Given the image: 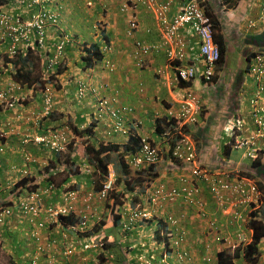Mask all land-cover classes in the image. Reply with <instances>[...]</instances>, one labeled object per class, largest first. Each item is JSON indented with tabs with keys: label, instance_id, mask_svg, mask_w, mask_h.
Listing matches in <instances>:
<instances>
[{
	"label": "crops",
	"instance_id": "0c3cea01",
	"mask_svg": "<svg viewBox=\"0 0 264 264\" xmlns=\"http://www.w3.org/2000/svg\"><path fill=\"white\" fill-rule=\"evenodd\" d=\"M83 1L86 2L87 6ZM262 0H237L235 6L225 11L221 20V33L226 45L234 47L239 52H243L242 36L232 38L231 30H236L245 26L246 19H257L259 4ZM90 3V4H88ZM87 6V7H86ZM119 0H64V7L61 18V28H69L65 21L75 27L76 24L92 20L93 42L99 45H112L113 49L109 53L116 63L114 72H107L101 65H94L92 68L82 69L79 64L72 63L70 68L59 75L61 87L55 93V106L61 114L59 120L51 123L65 122L71 120L77 124H84L93 112L92 96L84 97L82 101H75L74 90L76 80L84 77L86 81L107 82L109 89L104 93H109L112 89L119 90V99L134 108V116L142 121L140 134L146 133L152 138L162 140L160 135L154 132V125L157 119H161L165 114V105L177 100L182 90L171 82V74L165 76V79L157 77L153 68L165 63L164 54L153 52L147 57L146 66L142 69L134 65V59L131 55L132 40L125 37L126 18L125 13L119 9ZM140 29L135 33V37L144 39L149 42L158 40V31L150 30L144 32L143 28L153 24L152 15L146 10L141 9L139 12ZM150 21V23H148ZM99 25L103 30L99 28ZM74 31L73 29H70ZM252 36V43L256 48L264 50V25L253 28L249 31ZM81 38L77 36V41ZM56 40L55 33L50 32L48 44ZM189 43H196V38L191 36ZM251 42V41H250ZM78 45L75 43L68 45L66 51L72 53L73 58L79 54ZM196 45V44H195ZM68 58V56H66ZM70 59V58H69ZM219 79H222L216 86V89L205 88L199 81L194 80L190 85L201 95L203 110L200 121L196 125H186L185 132L194 141L197 156L202 167L212 172H223L225 169L230 175L240 174L253 178L264 188V143L259 142L255 152V157L245 154L242 149H233L231 143L235 137L227 128V122L231 116L237 115L244 120L243 134L248 135L254 131V122L251 117L250 99L255 91V83L251 75L245 71V65L241 62L237 67L229 71L225 64L222 68ZM199 86V89L196 88ZM24 96L27 100L24 103L0 107V126L8 129V140L12 141L15 147L8 150L11 156H4L0 159V178H1V195L10 198L8 193V183H13L15 177H20V172L27 169L34 173L37 168L45 162L48 153L34 143H23L22 138L25 135H35L46 128V124L39 126L36 118L40 112L42 104L41 95L32 89H25ZM184 91V90H183ZM41 109V108H40ZM264 113V112H263ZM83 123H78L80 119ZM35 123V124H33ZM41 127V128H40ZM47 127H49L47 125ZM226 128V130H225ZM99 130V129H98ZM100 138L107 139L102 129ZM96 138V136H95ZM109 140V139H108ZM115 142L122 141L118 138H112ZM104 141V140H103ZM110 141V140H109ZM112 142V141H110ZM112 142V143H115ZM12 144V145H13ZM21 144H25L22 145ZM18 146V149H17ZM21 148L20 152L18 151ZM25 152V153H24ZM224 154L230 161V165H221L216 162V154ZM221 155V154H220ZM10 157V158H9ZM257 160V165L253 166L252 162ZM10 165V167H6ZM17 165L19 168H12ZM5 169V170H4ZM183 166L162 160L153 169L154 184L162 183L166 186H172L184 172ZM13 178V179H12ZM72 180L78 182L75 176ZM86 182H81L84 188H87ZM49 197V196H47ZM202 198L206 217H200L193 206L176 201L173 204L161 206L155 210V216L165 223L168 214L179 217L181 224L187 229L188 234L183 242V247L193 254V260L186 264H207L203 258L207 254L212 258V263H216L215 253L220 250L219 245L214 238L213 230L209 226V221H216L218 226L225 233H233L238 219L234 217L233 212L228 209L218 207L215 201L210 197L208 191L203 186ZM61 195L56 192L50 196L48 203L60 202ZM126 208V206L124 207ZM255 210L259 211L264 221V199L257 205ZM100 224L101 233L107 238V250L109 256L100 257L104 264H139V258L144 256L146 259L151 257L154 264H185L176 262L175 259L168 255L165 261L161 258V242L152 234L161 224L153 220L137 222L127 231L120 228L119 220L114 222L110 211L101 206ZM250 208L242 209V213L248 214ZM123 219L127 210L123 209ZM34 226L28 224L25 220H18L12 217L1 230V247H0V264H91L95 261V254L86 251L82 247H77L74 254L69 257L63 255V250L70 241H79L83 235H74L68 229L47 225L41 230V239L36 242L31 236ZM154 239H152V238ZM47 241H53L50 246L46 245ZM40 244L42 249H37ZM209 247L206 250V247ZM264 246V238H263ZM264 255V254H263ZM108 258V259H107ZM264 263V260H262ZM245 264L238 260L235 264Z\"/></svg>",
	"mask_w": 264,
	"mask_h": 264
},
{
	"label": "built area",
	"instance_id": "2783aa9c",
	"mask_svg": "<svg viewBox=\"0 0 264 264\" xmlns=\"http://www.w3.org/2000/svg\"><path fill=\"white\" fill-rule=\"evenodd\" d=\"M12 3L23 5L26 8L35 6L34 12L23 16L20 13L10 11L7 9H0V50L4 55L11 58L26 50L29 46L41 47L44 45L47 30L51 25L57 22L58 14L55 10L49 7L50 3L58 5V0H8ZM198 0H188L182 2L181 0H122V9L134 12L137 7L144 6L152 11L155 16L156 23L162 32L165 50L170 64L175 69L177 75L189 80L195 77L197 68L194 64H183L187 60V53L185 51V41L181 35V29L188 24L198 37L200 43L199 54L195 58H200L206 67L203 70V75L210 78L213 74L212 65L219 58V46L212 40L213 22L210 15L206 14L204 10L198 5ZM207 1V0H206ZM212 4H218L219 0H208ZM175 15H170L174 7L177 8ZM259 21L264 23V0L260 4ZM256 23L249 20L248 26H254ZM136 27L135 17L130 15L128 34ZM63 42L56 46V49L49 55L46 62V70H50L55 66L61 56ZM137 43L140 50L137 54H145L155 46ZM194 59V60H195ZM195 60V61H196ZM250 73L256 82V91L250 99L251 117L254 122V131L248 135L240 137L237 148L246 150L247 155H252L259 142L264 143V54L256 52L251 60ZM22 86L10 80L7 83L5 91H0V102L7 99V95L12 99L11 104L15 100L13 92L21 90ZM87 91L96 92V87H92L85 82L79 83L78 97H84ZM42 92L43 110L41 115H46L51 111L54 95L52 85H45ZM100 100V101H99ZM97 105L99 107L98 113L104 112L108 118L103 122V126L110 133L113 132L129 138L138 128L137 122L126 118L123 113L126 111L116 107L113 104L116 101L115 97L99 98ZM187 104L181 107L179 114L187 118L189 122H196L197 115L201 111V103L197 96L191 91L187 92ZM96 105V106H97ZM112 120V124L109 120ZM236 129H243L242 122L235 119L233 125ZM6 136V132H0V142ZM30 137L27 135L24 142L29 141ZM32 139L38 145L52 151L56 154L61 153L66 149L70 141L78 142L81 136L73 133L68 125L57 127L49 130L46 134H37L32 136ZM192 143L184 140L175 148L174 154L183 157L189 162L194 161V152ZM159 158L155 148L151 147L149 141L144 137L140 141V147L137 153L129 160V164L135 168L140 169L145 164L153 163ZM191 176H180L179 180L181 186H166L162 183L153 186L147 195V206L142 208L139 205L133 207L127 215L124 228H130L135 222L145 220L153 216V212L164 203H170L177 199H182L184 202L193 203L197 207L200 217H206L204 209V201L200 195L201 188L199 182L201 179H207V175L203 169L195 165V161L190 167ZM115 171L112 166H108V174L105 180L102 181L99 190L87 191L81 194L76 190L67 191L64 195V204L57 207H42L41 195L52 190L53 184L39 187L33 191L22 190V193L13 195L6 200V197L0 195V231L7 224L12 217H26L29 222L37 224L39 227L44 226L45 220L55 222L62 215L75 211L76 203L81 202L83 209L81 210V219L79 225L71 226L74 230L82 229L90 217L96 214L97 201L104 200L108 193L115 187ZM211 185L208 186L209 193L212 194L220 205H226L233 215L241 223L237 225L233 234L225 236L215 221L210 220L209 226L214 231V238L217 242L236 247V245L244 246L250 240V235L245 229V216L239 210L240 207L246 208L251 204H258L261 199V192L256 182L247 177L231 178L230 176L212 178ZM156 207V208H155ZM41 212L45 213V219L36 221L34 218ZM168 231L165 233V240L161 242L163 253L161 261H165L168 255H171L176 262L188 263L192 260L193 255L183 247V242L188 234L187 229L180 223L178 217L169 214L166 218ZM244 223V224H243ZM248 233V234H247ZM102 243H90L87 247L98 248ZM208 246L206 250H208ZM65 253L70 255L72 249L68 248ZM207 264L212 263V258L207 254L203 258ZM139 264H153L152 261L146 260L143 256L139 258ZM252 264H264L256 262Z\"/></svg>",
	"mask_w": 264,
	"mask_h": 264
},
{
	"label": "clouds",
	"instance_id": "9594fccd",
	"mask_svg": "<svg viewBox=\"0 0 264 264\" xmlns=\"http://www.w3.org/2000/svg\"><path fill=\"white\" fill-rule=\"evenodd\" d=\"M181 1L185 2V1H188V0H181ZM197 2H198V5L202 8V10H204L206 14L211 16L212 22H213L214 18L217 19V21H219L220 26L218 28H214V26H213V28H212V40L215 43H217L216 40H215L214 35L216 33L222 34L221 33V30H222V27H221L222 17L224 15L225 11L232 9L235 6L237 0L234 3L232 2L230 4L225 3L223 0H219L218 4H212L208 0L207 1L206 0H198ZM200 2L205 3V6L208 8L207 10H210L209 13H207L205 8L200 5ZM261 2H260V4H261ZM88 4H90V3H88ZM260 4H259V12H258L257 19H248L247 18L246 21H245V26H243V28H244L243 32L238 31V29H240V28H237L236 30H233V29L231 30L232 38L242 36V40H243L244 44H243V52L240 54V57L241 58H245V61H246L245 71L248 72L251 75V77H252V74L250 73V64H251V60H252L253 55L256 52H261V53L264 54V50H261V49L255 47V45L252 43V41L255 40V39H253L252 36L249 35V31L251 29L259 27L261 25H264V23H261L259 21ZM49 7L51 9L55 10V12L58 14L57 22L54 25H51L48 28L47 35H46L45 41H44V45H42L41 47H36V48L34 46H29V47H32L34 52H37V51L41 52L42 49L43 50L47 49V52L45 54V60H46V58L53 53V51L56 49V46L59 43L63 42V44H65L67 46L71 45L73 43H75L76 46H77V43H79L78 51H79V55H80V51L82 50L83 46L85 47V43L86 44H90L93 41H87V40H84V39H80L79 41H77L76 40L77 36L78 37H80V36H79V34L76 33V30L74 32V31H71L70 28H69V32H68L65 27L61 28V18H62L61 15H62V12H63L64 0H58V5H54L53 3H50ZM0 9H7V10H10V11H14V12L20 13L23 16H28L29 13L35 11L36 7L35 6H31V7L26 8L23 5H19L17 3H12V2H9L8 0H5V2L0 5ZM118 9L122 13H125V15H124L125 18H126L125 37H127V38L132 40V42H131L132 43L131 55H132V57L134 59V65L137 66L138 68L142 69V68H144L146 66V62H147L146 59H147L148 56H150L151 53H153V52L161 53L162 52L164 54V57H165V63L163 65L154 67L152 69L154 74L157 77H159L160 79H165V76H169L172 73L171 74L172 76L171 77L169 76L171 78V82L173 84H175L176 86H178V88H180L182 90V93H181V95L179 97H177V100H175L172 103H167L165 105V114H164V116L161 119H157L156 120V124L154 125V132L157 135H160L162 140H157L156 141L154 138H152L150 135H148L146 133L140 134V128L142 126V121L139 118L134 116V114H133L134 113V108L131 105H129L127 103H123V102L120 101V99H119L120 93H119L118 89L114 88L109 93H104V90H108L109 89V84L107 82H104V81L101 82L100 81V82L92 83V82L86 81L84 77H81V78L77 79L76 83H75V90H74L75 101L79 102V101H82V99L84 97L92 96L93 109H94L96 107V105H97V102H98L99 98L103 97V98L111 99V98L115 97V99H116L115 102H117L119 105L121 103H123V105L120 106L121 110H123L124 107L126 108V111H124L123 115L126 118H128L130 120H134V121L137 122L138 128L134 131L133 135H131L129 138H125L123 136H119L118 139H120L122 141H118V143L115 142L114 140H112V138H115V137L110 136L108 134V132H106L107 130L105 129V127L99 128V130L102 129V131L104 132L105 135H103V136L107 137L106 141H105V139H103L105 144H111L112 142H115V143H112V144H115V145L118 146V150L116 152L110 153V155H109V161L110 162L107 164V174H108V166L109 165H111L113 170L115 171V175H116V177H115V187L113 188L112 191H110L108 193L107 197L104 200L97 201V206L98 207H97V210H96V214L89 218V220L87 221V224L82 229L74 230L71 227V226H74V225H77V226L79 225V222H80V219H81V214H82L81 210L83 209V206H82L80 201H78L76 203L75 211H72V212L68 213L67 215L60 216L58 218V220L55 221V222H51V221L45 220L44 226H42V227H39L37 224H34L33 222H29L26 217H22L21 219L16 217L18 220H21V221L25 220L28 224H32L34 226V231L32 232L31 236L33 237V239L36 242H38L41 239V235H40L41 234V230L44 229L47 225L61 226V227H64V228L68 229L69 231H71L74 235H83L80 238L79 241H76V242L75 241H70V242H68L67 246L63 250V255L65 257L72 256L74 254L75 249L77 247H82L86 251H89L90 253H94L95 254L94 255L95 256V261H93L91 264H104V262H102L100 260V257H103V255L105 257L109 256V252H108V250L106 248V246H107V238L105 237V235L103 233H101V229H100V224L102 222V217H100V215H99V213H100L99 209L101 208V206L106 208V209H108L111 212V207L110 206H106L105 205V201L108 200L110 197H112L113 192H118V191L122 192L124 194V199H123L121 205L116 210L118 212V214H119V216H118L119 218L117 219V221L119 220L120 228H122L123 231H127L131 227H133L138 221L135 222L130 228H124L123 223H125L127 215L129 214L130 210L133 207H135L136 205H139L142 208H146V206H147L146 199H147V195H148L149 190L152 189L153 186H156L157 184H160V183L154 184L153 178L155 177V175L153 177H150L148 175V173L149 174H153L154 167L157 164H159L162 160L166 159V160H168L171 163L183 166V170H185V171L182 172L181 174L184 175V176H188V177L191 176L190 167L192 166V164L195 161V165H197V167L203 169L204 172L207 175V179H201L202 181H200L198 183L200 188H201V193H200L201 197H202L203 186L206 188V190L209 193L208 186L210 187V185H211L210 179H212L214 177L215 178H219V177L230 176L233 179L237 178V177L251 178L250 176L240 175L238 173L230 175V173H228L225 169H223V172H212V171L202 167V165L200 163V160H199V158L197 156V151H196V147H195L194 141L185 132L186 125H196V124L199 123L200 116H201V113H202V110H203V103H202V100H201V95H200V93H198L190 85V82H192L194 80H197L202 85H204L205 88L209 87L211 89H216V87H217L216 85L220 81H222V79H219V77L223 76V74H220V72L223 70L222 68H223V66L225 64V55H224V61L220 62V50H219V58L212 65L213 74L210 76V78H206L203 75V70L206 67V63H204V61H202L200 58H198L197 60L195 59L197 57V55L199 54V49H200L199 39L194 34L193 30L188 26V24H186L181 29V35H182L183 40L185 41V51L187 53V60H185L182 63L183 64H194L195 67L197 68V73H196L194 78L189 79V80H184V79L180 78L177 75L175 69L170 64L171 62L168 60V56H167V53H166V50H165V46H164L165 45L164 44V40H163V37H162V32H160V30H159V27H158V25L156 23L155 16L152 13V11L150 9L144 7V6H140L139 5L137 7V9L132 13L129 10L122 9V0H119V8ZM141 9L146 10L147 12H149L152 15L153 19H154L153 24L151 26L148 25V26L143 28L144 32L149 31V29L152 31V30H155V28H156V30L158 31V40L153 41V42H149V41H146L144 39L135 37V33L140 29V23H139V16L138 15H139V12L141 11ZM177 10H178V6H177V8L174 7V9H173V11H171L170 15H175ZM131 14H133L134 17H135L136 27L133 30H131V34H128L129 19H130V15ZM249 20L254 21L256 24L254 26H248V21ZM99 28L101 30H103L100 25H99ZM147 28H149V29H147ZM50 32L55 33L56 40H60V42L55 43V42H57L55 40L54 42H52V44L49 45L48 44V36H49ZM191 36H194L196 38V43H195L196 45L193 44V43H191V44L189 43L188 39H190ZM137 43H141L140 45L145 44V45H151V46H155V47L150 49L145 54H137L136 52H138L140 50L139 46H137ZM102 46H103V49L101 51L103 53V57H102L101 60L96 61L94 65H97V64L101 65V67L103 69H105L107 72H114L116 70L117 66H116L115 61L111 58V56L109 54L112 51L113 47H112V45H108V44H105V45L103 44ZM26 50L21 51V52H25ZM0 52H1V50H0ZM0 55L2 56L4 54L0 53ZM246 56L248 57V59L246 58ZM63 59H64V51H63V47H62L61 56H59V60L55 64V66L53 68H51L50 70H46V62H44L43 65H42V68L46 72L52 71V70L57 68V65ZM94 65L92 66V68L94 67ZM11 69H12V65L11 64L8 65V69L2 68V72H0V75H1V78H0V91H5L7 83L10 80H12L11 76H10ZM3 71H4V74H3ZM62 73H63V71L61 73H59V75L62 74ZM59 75H58V77H59ZM42 77L46 78L45 76H42ZM12 81H14V80H12ZM81 81L87 83L88 85H91L92 87H96V92L93 93L91 91H87L84 97H78V88H79V83ZM253 81L255 83V91H256V82H255L254 78H253ZM59 82H60V80H59ZM48 85H52V90H53V88H54L53 86L54 85L51 84V83H49ZM28 89L29 88L27 87V90ZM41 89L42 88H40V87H36V88H33L32 91H37L41 95V98H42ZM100 89H103V94L101 96H100V92H99ZM24 90H25V88L22 86L21 90L13 92V95L15 96L16 99L13 100V102L11 104L9 103V101H11L12 99L7 95V97H6L7 99H5V101H3V102H0V107H1V105H3V107H8V106L14 105L16 103H21L19 101V98L27 100V98H24V96H21V95L19 96V94L24 95V92H23ZM189 91H191L195 96H197L199 101H200V103H201V111L197 115V121L193 122V123L187 121V118L184 117L182 114H179V111H180L181 107L184 106V105H188L187 104L188 100H186V99H187V92H189ZM255 91H254V93H255ZM55 93H56V91H55ZM254 93L252 95H254ZM54 102H55V97H54V100H53V105H54ZM53 105H52L51 110L53 109ZM43 106L44 105H43V100H42L41 109H40L41 111L40 112H42ZM40 112H39L38 116L36 117V118H38L37 122H38L39 126L42 125L40 121L43 119V117L49 114L48 113V114L42 116ZM92 113H91V115H92ZM235 119L241 120L242 128L244 129V120H243V118L238 117L237 115L231 116L229 118V120L227 122V125H226V128L231 133H233L232 135H235V137H234V139H233V141L231 143V147L233 149H242V150L245 151V154H246V150L245 149L237 148L235 146L236 144H238V141L240 140V137H242L244 135L243 134V129L240 130V129H236L235 127L231 126L235 122ZM252 121H253V119H252ZM64 123L65 124H62V125H60L58 127H62L63 125H68L71 128V130H72L71 125L68 124L70 122L66 121ZM88 123L89 122H86L84 124H77L76 123V125H78L79 128L83 129V128H85L87 126ZM33 124H35V123H33ZM55 128H57V127H55ZM226 128H225V130H226ZM158 129H159V131H158ZM49 130H53V129L51 127H48L45 130V132L41 131V132L34 133V134L35 135H37V134H46ZM0 132H6V136L1 140L0 145L1 144H3V145L8 144L7 150H9L11 148V146L13 147L14 144L11 143V141L8 140V136H9L8 129L4 128L3 126H0ZM32 136H34V135H32ZM32 136L29 135V137H30L29 139L30 140L24 142V138L27 137V135H25L22 138V142L25 143V144L32 142L36 146L41 148V150H43L44 152H47V151L51 152V155L54 154L55 157H56V161H55L56 163L52 160V164H51L49 161L45 160V162L43 164H41V166H40V167L43 168L42 172L38 173V174L35 173V172L31 173L27 169L21 170V172H20L21 176L18 177V178L15 177L14 179L12 178L13 179L12 180L13 183H8V186H6V188L8 189L9 195L10 194L16 195V194L22 193V190H24V189L27 190V191H33V190H36L39 187L42 188V187H45L46 185H49V184L52 183L53 184L52 190L50 192H48V193H43L41 195V205H42V207H50V206L57 207V206H60V205L64 204V195H65V193L67 191L76 190V191L80 192L81 194H83L84 192H87V191H97V190H99V188L101 186V183H102L103 180H105L107 174L104 176V178L101 181H99L100 178H99L98 172H96L94 170V168L91 166V164L89 162H88V164H83V166H84V170L83 171H81V168H80L81 167L80 166L81 163H80L79 164V171L77 173L72 174V175H68V177H66L65 180L60 185H57L56 184L57 175L59 173H62V172H68L62 167L63 166V160H60L58 158V156L61 155L62 152L56 154V153H54L52 151H49L48 149L44 148L43 146L38 145L37 143H35L33 141V139H32ZM144 137L149 141L151 147L155 148L156 152L159 155V158H158L157 161H155L153 163L145 164L140 169H135L129 164V160L133 157V155L135 153H137V150L140 147V141ZM81 139L84 140V136L83 135L81 136ZM108 139L110 141H112V142H110ZM133 139H136L137 143L135 144V146L133 145L135 150L130 155V154H127V153L124 152V145L125 144L132 145V140ZM184 140H188V141H190L192 143L191 145L193 147V152H194V161L193 162H189V161L185 160L183 157H180V156L174 154L176 146L178 144H181ZM99 142H101V140ZM97 143H98V141H97ZM25 144H21L22 147ZM2 147L0 146V154L2 153ZM22 147L19 148V150H18L19 152H20ZM17 149H18V146H17ZM220 154H216V156H215L216 162L221 164V165H230L231 163L227 159V156H225L222 153H220ZM120 155H122V157ZM84 156L87 158V156L85 154H84ZM112 156L114 157V159L112 158ZM247 156H250L251 158L255 157L256 156V152L253 151L252 155H247ZM49 158H51V157H49ZM120 160H123V162L128 166V168L131 171L130 173H126L125 174L123 172V169L121 168ZM87 161H88V159H87ZM6 167H10V165H7ZM146 167L148 168L147 170H145ZM12 168H19V167L17 165H13ZM47 169L49 171H47ZM83 172H85L86 174L89 175L90 179H87L88 181L92 180L90 183L87 184V188H84L83 184L81 182H76V181L71 179L72 176H75L77 174H84ZM25 176H27L28 179L32 183L36 182L38 184L37 187H35L33 189H31V188L27 189V188L20 187V186L17 187L16 183L22 177H25ZM69 176H71V177H69ZM95 176L97 177V179H94ZM124 177H128L129 178L130 185L136 184V186L132 190L124 191V185H123V182H122V181H124ZM141 177H142V179H141ZM118 179H120L121 181L118 182ZM251 179H253V178H251ZM68 183L70 185H72L73 187L72 186H68L67 185ZM256 184H257V182H256ZM1 186H2V183H1V178H0V191H1ZM172 186H181L180 180L178 179L177 183L172 185ZM257 186H258V184H257ZM125 188H127V187H125ZM56 192L60 193V195H61L60 202H56V203H48V202H46L47 200H50V196L53 195ZM0 195H1V193H0ZM209 195L215 201V203L218 205V207H221L223 209H228L229 210L228 207L226 208V205H220L217 202V200H215V198H214V196L212 194L209 193ZM47 196H49V197H47ZM261 200H262V197L260 199V202L257 205H259L261 203ZM176 201H181L183 204L193 206L195 208V210H197V207L193 203L184 202L180 198L175 200V201H173V202H170V203H164L161 206L168 205V204L170 205V204H173ZM125 206H126V208H124ZM161 206H160V208H161ZM246 208H248V207H246ZM246 208L240 207L239 210L246 209ZM123 209H126L128 211L126 216L124 217V219H123V212H122ZM158 209H156V210H158ZM241 213H242V211H241ZM155 214L156 213L153 212V216L151 218H148V219H145V220L144 219L143 220H139V222L149 221V220L151 221V220L154 219V221L156 223L161 224V226L157 227L156 230H152L151 233L154 234L155 238H157L160 242H162L163 240H165V237H166L165 233L168 231V227H169L168 225L169 224L167 223V221L165 219V222L167 224V226H165V223L163 221H161V220L159 221L156 218ZM111 215H112V213H111ZM173 216H175V215H173ZM175 217H177V216H175ZM34 219L36 221L44 220L45 219V213L41 212ZM180 223H181V221H180ZM240 223L241 222L238 221V224H240ZM237 225L235 226V228L237 227ZM98 227H99V230L95 231V228H98ZM235 228H234V230H235ZM220 231L225 236H228V235L230 236L231 234H233V233H231V234L230 233H225L221 229H220ZM213 233H214V231H213ZM249 235H250V233H249ZM1 238L2 237H1V231H0V247H1ZM90 243H97V244L98 243H102L103 245L94 249L92 247H87V245L90 244ZM216 243L217 244L219 243V244H221L219 246H222V247H220V250H218V251L228 250V251L232 252L234 249H236L239 246V245H236V247H232V246H229V245L217 242V241H216ZM51 244H53V241H47V243H46V245H48V246H50ZM161 247H162V245H161ZM68 248L72 249V253L70 255H67L65 253V251ZM37 249H39V250L42 249L40 244H37ZM163 251H164L163 248H161V253H160L161 257H162ZM217 252L215 253V258H217L216 257ZM263 254H264V249H263V253L259 257V261L258 262L263 263L262 262V260H264V255ZM148 260L152 261L153 259L151 257H149ZM192 260H193V258H192ZM160 261H161V258H160ZM190 262H188V263H190ZM152 263H153V261H152ZM254 263H256V262H254ZM78 264H82V263H78ZM215 264H218L217 259H216V263ZM245 264H252V263H245Z\"/></svg>",
	"mask_w": 264,
	"mask_h": 264
},
{
	"label": "trees",
	"instance_id": "16d2710c",
	"mask_svg": "<svg viewBox=\"0 0 264 264\" xmlns=\"http://www.w3.org/2000/svg\"><path fill=\"white\" fill-rule=\"evenodd\" d=\"M225 3L230 4L234 3L236 0H223ZM5 0H0V5L3 4ZM200 5L205 8L207 13L210 12V10H207L208 8L205 6V3L200 2ZM213 26L214 28H218L220 26L219 21L217 19H213ZM216 42L219 45L220 50V62L224 61V55L226 51V45L224 43L223 35L220 33H216L214 35ZM58 43L60 40H56ZM70 46V45H69ZM63 51H64V59L61 60V62L57 65V73H61L62 71L65 72L67 69H69V63L72 61L74 64H79L82 69H88L91 68L96 61L101 60L103 57L102 49L103 46L99 45L97 42H92L90 44L85 43V47H82V50L80 51V55H76L75 58L71 57L72 53L70 51H66L67 45L62 44ZM47 52L46 50H41V52L37 51L34 52L32 47H28L25 52H20L16 58H11L8 55H0V72H2V68L8 69V65H12V69L10 72L11 79L15 82L19 83L21 86H23L25 89L27 87L29 89H33L36 87L44 88L45 85L56 81L57 80V73L49 75V77L43 78L41 75H38L35 73L37 69V65H43L45 62V54ZM1 53V52H0ZM66 56H68L70 59L68 60L66 64ZM248 59V57L246 56ZM62 66V67H61ZM53 84V83H51ZM56 86H59V83H54ZM100 96L103 94V89H100ZM100 101V100H99ZM99 103V102H98ZM123 103L120 105L115 102L113 104L114 108L115 106L119 107L122 106ZM99 107L98 105L93 109L92 115H90V118L86 121L89 122L87 126L83 129L79 128L76 123H74L71 120H68V122L73 124H70L73 130V133L84 136V143H86L84 146L81 144H78L74 141H70L67 146V155L64 157L63 161V168L66 170L68 167L69 170L67 172V175L75 174L79 171V164L81 163L80 154H85L87 156L88 162L91 164V166L94 168L96 172L99 174V178L101 181L104 176L107 174V164L109 161V155L110 153L116 152L118 150V146L115 144H105L103 139L101 142L97 140L100 138V130H98L103 126V122L108 118L107 114H104V112L98 113ZM116 109V108H115ZM121 109V108H120ZM61 118V114H56L54 112V109H52L48 115L44 116L41 120V124H46V128H43L42 132H45V130L48 128L47 124L50 121L59 120ZM85 120L82 118L78 121V123H83ZM66 122V121H65ZM85 122V123H86ZM112 120H109V123L112 124ZM58 123H62V121H59ZM64 123V122H63ZM49 126V125H48ZM52 129L58 126H49ZM41 128V127H40ZM107 129V128H106ZM159 131V129H158ZM108 132V131H106ZM85 133V134H84ZM110 136H113L115 138H119V134L113 132L112 130L110 133H108ZM96 136V138H95ZM98 137V138H97ZM137 143L136 139L132 140V145L125 144L124 145V152L127 154H132L135 150L134 146ZM134 145V146H133ZM122 157V155H120ZM56 159H54V162ZM70 161V165H67V162ZM121 162V168L123 169V172L130 173V169L128 166L123 162V160H120ZM56 163V162H55ZM257 160H254L252 162L253 166H256ZM148 168L146 167L145 170ZM47 171H49L47 169ZM150 177H153L154 174H149ZM121 180L118 179V182ZM128 177H124L123 185H124V191L126 190H132L136 184L130 185ZM258 187L261 191V197L264 199V188L261 184L257 183ZM37 183H32L27 176L22 177L17 183L16 186L24 187V188H35L37 187ZM98 186V185H97ZM127 187V188H125ZM112 199V200H111ZM124 199V194L120 191L113 192L112 197H110L108 200L105 201L106 206L111 207V212L114 222L117 221L119 218V214L116 211L118 207L121 205L122 201ZM257 204H251L248 208L251 210L247 214H243L246 219V223L244 224V227L246 230L250 233V240L247 244L244 246H238L236 249H234L232 252L228 250H221L217 252L216 259L218 264H235L236 261L240 260L244 261L245 263H254L259 261V257L263 253V238H264V221L263 217L259 211L255 210ZM98 228H95V231H98ZM242 264V263H241Z\"/></svg>",
	"mask_w": 264,
	"mask_h": 264
},
{
	"label": "rangeland",
	"instance_id": "374dc122",
	"mask_svg": "<svg viewBox=\"0 0 264 264\" xmlns=\"http://www.w3.org/2000/svg\"><path fill=\"white\" fill-rule=\"evenodd\" d=\"M85 4H86V2L85 1H83ZM87 5V4H86ZM88 6V5H87ZM86 6V7H87ZM89 7V6H88ZM65 23H66V25L68 26V28H70V29H73V30H75V27L73 26V24L71 25L70 24V22L68 21V20H66L65 21ZM148 23H150V21L148 22ZM92 24H93V22H92V20H87V21H85L83 24L82 23H80V24H76L77 25V27H76V33L77 34H79V36H80V38L81 39H84V40H87V41H91V40H93V29H92ZM149 26H151V25H149ZM68 31V30H67ZM238 31H240V32H243L244 31V28L243 27H241L240 29H238ZM65 58V57H64ZM225 59H226V68L229 70V71H231V70H233L234 68H236L237 67V65H238V63L239 62H241L242 63V65L244 66L245 64H246V61H245V58H241L240 57V55H239V52L237 51V50H235L234 49V47H232V46H229V48H227V50H226V52H225ZM66 61V64H67V62H68V60H69V57L67 58V59H65ZM73 62L71 61L70 63H69V68H70V65L72 64ZM62 67V66H61ZM57 71V68L56 69H54V70H52V71H49V72H46L43 68H42V66L41 65H37V69H36V71H35V73L36 74H38V75H41V76H45V77H47L48 75H51V74H55L56 75V72ZM3 74H4V71H3ZM58 75H59V73H57V80H56V83L58 84L59 83V86L57 87L56 86V84H54L55 83V81H53V82H51V83H53V94H54V97H55V91H57L56 89H59L60 87H61V83L59 82V77H58ZM49 77V76H48ZM0 78H1V75H0ZM196 88H198L199 89V86H196ZM23 92H25V91H23ZM56 99V98H55ZM19 101L21 102V103H24L26 100H24V99H21V98H19ZM56 101V100H55ZM41 108V107H40ZM40 108H39V110H40ZM53 109H54V112L56 113V114H59V110L57 109V105L55 106V102H54V105H53ZM41 111V110H40ZM66 121H68V120H66ZM41 122V121H40ZM74 122V121H73ZM73 122L72 123H68V124H73ZM74 123H76V122H74ZM62 124H65V123H51V121L47 124V125H51V126H60V125H62ZM74 141V140H73ZM11 143H12V141H11ZM78 144H81L82 146H84L86 143H84V140H82V139H78V142H77ZM1 147H2V153L0 154V159L4 156V154H7V156L9 155V156H11V154H10V152L7 150V148H8V144H5V145H3V144H1L0 145ZM16 145H13V147H15ZM45 153V152H44ZM47 153H48V157H45L46 159V161H49L51 164H52V160L54 161V159H56V157H55V155L54 154H52L51 155V152H48L47 151ZM67 153H68V151H67V148L64 150V151H62V153H61V155H59L58 156V158L60 159V160H63L64 161V157L67 155ZM80 156V158H81V171H83L84 170V166H83V164H88V161H87V158L84 156V154H83V152H82V154H80L79 155ZM49 157H51V158H49ZM10 158V157H9ZM112 158L114 159V157L112 156ZM50 164V165H51ZM71 163H70V161L69 162H67V165H70ZM42 167H39V168H37L36 170H35V173H41L42 172ZM69 170V168L67 167L66 168V171H68ZM84 174H77V175H75V178L78 180V182H86L87 181V179H90L89 178V175L88 174H86L85 172H83ZM70 175V174H69ZM72 175V174H71ZM66 177H68V175H67V172H62V173H59L58 175H57V177H56V184L57 185H60L64 180H65V178ZM69 177H71V176H69ZM94 179H97V177L95 176V178ZM141 179H142V177H141ZM92 180H90L88 183H90ZM88 183H86V185L88 184ZM68 186H72V185H70L69 183L67 184ZM73 187V186H72ZM220 247H222V246H219V248Z\"/></svg>",
	"mask_w": 264,
	"mask_h": 264
}]
</instances>
